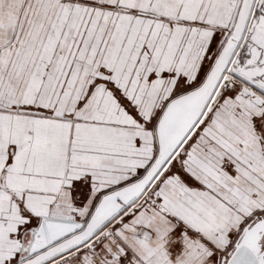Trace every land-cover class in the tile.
Returning a JSON list of instances; mask_svg holds the SVG:
<instances>
[{
    "label": "snow or ice",
    "instance_id": "6c2138e0",
    "mask_svg": "<svg viewBox=\"0 0 264 264\" xmlns=\"http://www.w3.org/2000/svg\"><path fill=\"white\" fill-rule=\"evenodd\" d=\"M0 264H264V0H0Z\"/></svg>",
    "mask_w": 264,
    "mask_h": 264
}]
</instances>
